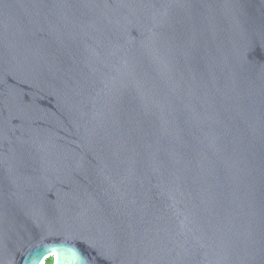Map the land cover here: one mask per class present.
<instances>
[{"label":"water","instance_id":"1","mask_svg":"<svg viewBox=\"0 0 264 264\" xmlns=\"http://www.w3.org/2000/svg\"><path fill=\"white\" fill-rule=\"evenodd\" d=\"M48 258L264 264V0H0V264Z\"/></svg>","mask_w":264,"mask_h":264},{"label":"trees","instance_id":"2","mask_svg":"<svg viewBox=\"0 0 264 264\" xmlns=\"http://www.w3.org/2000/svg\"><path fill=\"white\" fill-rule=\"evenodd\" d=\"M44 264H52V259L51 258H48Z\"/></svg>","mask_w":264,"mask_h":264},{"label":"bare ground","instance_id":"3","mask_svg":"<svg viewBox=\"0 0 264 264\" xmlns=\"http://www.w3.org/2000/svg\"><path fill=\"white\" fill-rule=\"evenodd\" d=\"M43 263V262H42Z\"/></svg>","mask_w":264,"mask_h":264}]
</instances>
